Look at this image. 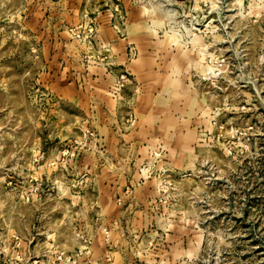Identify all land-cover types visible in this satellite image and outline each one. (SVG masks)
Masks as SVG:
<instances>
[{
  "label": "rangeland",
  "instance_id": "1",
  "mask_svg": "<svg viewBox=\"0 0 264 264\" xmlns=\"http://www.w3.org/2000/svg\"><path fill=\"white\" fill-rule=\"evenodd\" d=\"M143 3L192 57L204 109L192 159L161 178L155 218L128 224L123 264H264V0ZM22 5L0 0V264H104L98 192L80 169L96 131L39 85Z\"/></svg>",
  "mask_w": 264,
  "mask_h": 264
},
{
  "label": "crops",
  "instance_id": "2",
  "mask_svg": "<svg viewBox=\"0 0 264 264\" xmlns=\"http://www.w3.org/2000/svg\"><path fill=\"white\" fill-rule=\"evenodd\" d=\"M151 11L143 0H23L14 11L40 61L39 85L96 131L80 169L98 192L93 256L104 264H123L128 224L138 231L155 218L161 178L192 159L204 109L192 57L159 36ZM89 19L94 36L75 35Z\"/></svg>",
  "mask_w": 264,
  "mask_h": 264
},
{
  "label": "built area",
  "instance_id": "3",
  "mask_svg": "<svg viewBox=\"0 0 264 264\" xmlns=\"http://www.w3.org/2000/svg\"><path fill=\"white\" fill-rule=\"evenodd\" d=\"M75 35L82 38H92L96 32V26L90 19L83 23H80L78 26L72 30Z\"/></svg>",
  "mask_w": 264,
  "mask_h": 264
}]
</instances>
